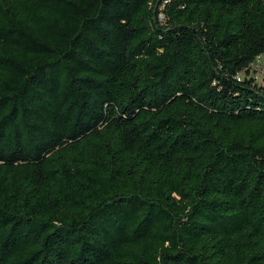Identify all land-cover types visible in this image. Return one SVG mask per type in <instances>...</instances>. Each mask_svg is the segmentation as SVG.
Listing matches in <instances>:
<instances>
[{
	"label": "trees",
	"instance_id": "obj_1",
	"mask_svg": "<svg viewBox=\"0 0 264 264\" xmlns=\"http://www.w3.org/2000/svg\"><path fill=\"white\" fill-rule=\"evenodd\" d=\"M264 0H0V264H264Z\"/></svg>",
	"mask_w": 264,
	"mask_h": 264
},
{
	"label": "rangeland",
	"instance_id": "obj_2",
	"mask_svg": "<svg viewBox=\"0 0 264 264\" xmlns=\"http://www.w3.org/2000/svg\"><path fill=\"white\" fill-rule=\"evenodd\" d=\"M250 73L256 78V81L264 86V54L256 58L250 68Z\"/></svg>",
	"mask_w": 264,
	"mask_h": 264
}]
</instances>
